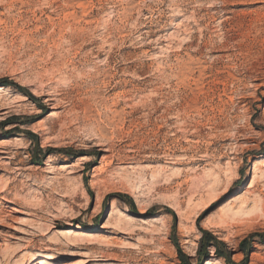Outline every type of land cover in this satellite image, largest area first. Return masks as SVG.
I'll return each instance as SVG.
<instances>
[{"label": "rangeland", "instance_id": "rangeland-1", "mask_svg": "<svg viewBox=\"0 0 264 264\" xmlns=\"http://www.w3.org/2000/svg\"><path fill=\"white\" fill-rule=\"evenodd\" d=\"M263 74L264 0H0V264H264Z\"/></svg>", "mask_w": 264, "mask_h": 264}, {"label": "bare ground", "instance_id": "bare-ground-1", "mask_svg": "<svg viewBox=\"0 0 264 264\" xmlns=\"http://www.w3.org/2000/svg\"><path fill=\"white\" fill-rule=\"evenodd\" d=\"M255 1V0H254ZM157 44V43H156ZM2 81V80H1ZM258 82H262V85H257V87L258 88H262V87H264V74H263V77H262V79H260V81H258ZM50 101V99L47 101L46 100V102L45 103H47V102H49ZM52 102V101H51ZM51 105H52V103H51ZM50 106V105H49ZM5 110H7L6 108H4ZM3 115H5V114H3ZM51 116H53V114H51ZM0 121H2V122H5L6 120L5 119H0ZM7 142V141H6ZM5 143V142H4ZM46 144V143H45ZM10 147V146H9ZM5 153V152H4ZM110 153V152H109ZM67 167V166H66ZM70 172V171H69ZM72 173V172H71ZM69 174V173H68ZM221 194H219L220 195V197L222 198V197H224V196H226L227 194H229V191L227 190V188H225L224 190H223V192H220ZM211 208V206L207 209V210H209ZM117 213V215H118V219H119V222L120 223H124L125 225H132L133 224V221L135 222V217H133L132 215H130V214H127V213H123V212H121V211H117L116 212ZM179 213V212H178ZM147 214V213H146ZM145 214V215H146ZM178 217H179V219L181 218V216H180V214L178 215ZM198 218H199V216H197L196 218H195V220H194V223H196L197 222V220H198ZM193 223V224H194ZM121 225V224H120ZM111 226H112V223H111V221H109V222H107V223H105L104 224V227H103V229H109V228H111ZM128 226V227H129ZM134 227V226H133ZM66 234H71V231H66L65 232ZM81 236V238L82 239H84V240H87V242L88 241H93V240H95V241H97V240H99V239H97L98 237H101V236H99V235H97L96 233H92V232H83V233H81L80 234ZM67 237H69V236H67ZM100 240H102V239H100ZM99 240V241H100ZM225 241V240H224ZM41 256V254H39V253H33V254H31L30 255V257L28 258V261L26 262V264H35L37 261H38V257H40ZM87 257V256H86ZM44 259H46V260H48V261H51L52 259H53V257L51 258L50 257V255L49 254H45L44 255V257H43ZM208 263V262H207ZM68 264V263H67ZM79 264V263H78ZM209 264H211L210 262H209Z\"/></svg>", "mask_w": 264, "mask_h": 264}, {"label": "trees", "instance_id": "trees-1", "mask_svg": "<svg viewBox=\"0 0 264 264\" xmlns=\"http://www.w3.org/2000/svg\"><path fill=\"white\" fill-rule=\"evenodd\" d=\"M204 238H202V240H203ZM215 254H218V253H215ZM210 257V255H209V250L206 252V255L203 257L204 259H208Z\"/></svg>", "mask_w": 264, "mask_h": 264}]
</instances>
